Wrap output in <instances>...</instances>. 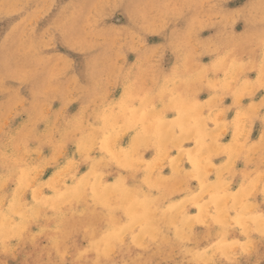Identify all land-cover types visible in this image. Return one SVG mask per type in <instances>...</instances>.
<instances>
[{
    "label": "clouds",
    "instance_id": "1",
    "mask_svg": "<svg viewBox=\"0 0 264 264\" xmlns=\"http://www.w3.org/2000/svg\"><path fill=\"white\" fill-rule=\"evenodd\" d=\"M89 2L0 0V18L26 13L21 58L0 59V93L14 98L0 103V264H264V0L228 14L202 0L167 72L156 50L125 67V46L143 44L102 26L118 0ZM186 3L164 0L153 23ZM57 33L94 53L87 84L73 75L62 88L70 69L52 51ZM10 81L33 85L31 101ZM41 238L48 259L32 260ZM125 247L149 255L117 259Z\"/></svg>",
    "mask_w": 264,
    "mask_h": 264
},
{
    "label": "rangeland",
    "instance_id": "2",
    "mask_svg": "<svg viewBox=\"0 0 264 264\" xmlns=\"http://www.w3.org/2000/svg\"><path fill=\"white\" fill-rule=\"evenodd\" d=\"M64 2L68 3V0H64ZM201 3L202 0H187V3L184 6L185 11L183 15L177 17H167L165 19L164 26H161L159 19H157L155 23H153L152 18L156 14L157 10L164 8V0H118V2L110 3L105 7V19L102 23V26L108 30V33L110 35H119L121 36V38H127L129 43H131L133 40H136L138 43L143 44V48L139 53L128 52L127 45L125 46L124 51L127 53V64L125 65V67L133 64L136 61L137 57L141 56L142 53L156 50L157 54L161 56L160 67L163 69V71L167 72L175 63V57L172 53L170 44L176 38L181 37L185 33H187L193 17L197 14L201 7ZM247 3L248 0H221L217 7L218 9H222L224 14H228L245 7ZM20 6L21 5H17V7ZM170 6L171 5H169V7ZM72 7L73 5L71 3H68L69 10H71ZM88 7H91V0ZM25 14L26 13L23 11H12L11 13L6 14L3 18H0V43L3 44V47H0V59L21 58L20 53L22 51V41L24 40V37L22 34L23 26L19 25V21ZM44 23V21L39 22L37 29L38 31L44 27ZM245 27L246 25L241 19L235 24L234 31L236 33H240L244 31ZM221 29L222 25H217L214 28L206 29L199 33V38H215L216 34L221 31ZM52 51L55 53L56 57L61 61V63L67 65L70 69L68 77L62 80V88L66 89L71 87V77L73 75L79 77L78 79L81 84L88 83L87 73L91 70L92 57L94 53L81 51L80 47L74 42L72 38L61 36L59 33L55 35V48ZM211 59L212 57L204 56L201 58V63L207 64ZM251 76L254 78L255 73L251 74ZM6 87L19 88L20 95L25 97L26 100L31 101V93L34 87L33 85H20L18 83L10 81L8 82ZM110 92V99H118L122 92V85L117 84V86L110 89ZM208 94L209 93L206 90L201 94L199 98L201 100L206 99ZM259 95H264V93L258 94L256 97L257 100L259 99ZM13 102L14 98H12V93H0V103H3L5 107L9 106ZM231 102V97L225 99L226 105L231 104ZM244 103L247 104L248 101L245 100ZM62 107L63 102L61 99H57L52 102L51 109L53 112L61 109ZM80 107V102H74L68 105V107L65 109V114L68 117H71V113H78ZM157 107H160V105L157 104ZM232 114L233 113L231 112L228 114L229 119H231ZM169 115L171 116L172 114L170 113ZM18 122L19 121H17L16 123ZM39 127L43 129L44 125L41 124ZM259 127L260 124L257 121V131L259 130ZM255 138L256 137L254 133L253 139ZM123 143L125 145L127 144V138H125ZM185 146L191 147L190 144ZM44 152L47 155L49 152L48 148H45ZM173 155H175V152H173ZM150 156L151 153L148 154V157ZM185 167H188V165H185ZM168 172L169 170L165 169V174H168ZM35 230L36 229L34 228L33 231ZM76 239L79 241V237H77ZM47 244L48 241L44 238H41L38 241V246L33 252L31 259L35 260L37 259V256H39V259L41 260L48 259L47 249H45L44 247ZM28 250L32 251L31 246H29ZM141 255L143 256V258H147L149 254H142L140 250L135 247H125L121 250L120 254L117 256V259L132 260ZM54 258L55 256L53 254V259Z\"/></svg>",
    "mask_w": 264,
    "mask_h": 264
},
{
    "label": "bare ground",
    "instance_id": "3",
    "mask_svg": "<svg viewBox=\"0 0 264 264\" xmlns=\"http://www.w3.org/2000/svg\"><path fill=\"white\" fill-rule=\"evenodd\" d=\"M79 58V57H78ZM74 60V59H73ZM81 60H82V58H81ZM84 61V60H83ZM84 63V62H83ZM76 68V67H75ZM83 69H84V67H83ZM86 72V71H85ZM75 73V72H74ZM77 75V74H76ZM83 77V76H82ZM85 77V76H84ZM79 78V77H78ZM75 114H77V112H75L74 114L73 113H71V115H75Z\"/></svg>",
    "mask_w": 264,
    "mask_h": 264
}]
</instances>
